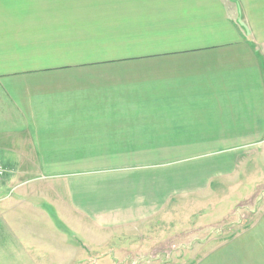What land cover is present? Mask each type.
Instances as JSON below:
<instances>
[{
    "label": "crops",
    "instance_id": "1",
    "mask_svg": "<svg viewBox=\"0 0 264 264\" xmlns=\"http://www.w3.org/2000/svg\"><path fill=\"white\" fill-rule=\"evenodd\" d=\"M203 144H264V0H0V264H163ZM192 264H264V204Z\"/></svg>",
    "mask_w": 264,
    "mask_h": 264
},
{
    "label": "rangeland",
    "instance_id": "2",
    "mask_svg": "<svg viewBox=\"0 0 264 264\" xmlns=\"http://www.w3.org/2000/svg\"><path fill=\"white\" fill-rule=\"evenodd\" d=\"M192 146L197 152L200 151L197 159L167 162L179 164L190 174L196 171L197 173L191 177L192 183L195 179L198 182L202 179L205 184L210 181L209 184L212 182L213 185L201 193L202 204L198 210L190 213L193 217H186V219L172 215V221L187 223L199 221L203 217L204 223L201 229L181 235L184 239H171L164 249L167 250L166 255L145 257L147 260L151 258L163 264H192L204 254L206 244L213 237L222 240L241 230L250 223L259 206L264 204V144L254 151L255 154L251 159L247 152L244 154L239 152L238 157L241 159L234 158L240 149L238 147L232 149L230 147L232 145ZM234 165L235 169H230ZM216 168L219 169L220 174L211 176L213 169ZM199 170L203 172V175H198ZM183 210L190 212L188 208ZM201 210L202 213L199 212Z\"/></svg>",
    "mask_w": 264,
    "mask_h": 264
},
{
    "label": "built area",
    "instance_id": "3",
    "mask_svg": "<svg viewBox=\"0 0 264 264\" xmlns=\"http://www.w3.org/2000/svg\"><path fill=\"white\" fill-rule=\"evenodd\" d=\"M7 171H8L7 167L4 165V163L0 161V179L5 177Z\"/></svg>",
    "mask_w": 264,
    "mask_h": 264
}]
</instances>
